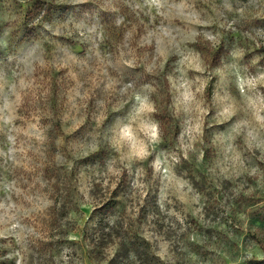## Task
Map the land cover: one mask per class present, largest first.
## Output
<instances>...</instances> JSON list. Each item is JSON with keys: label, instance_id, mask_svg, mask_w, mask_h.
<instances>
[{"label": "clouds", "instance_id": "9594fccd", "mask_svg": "<svg viewBox=\"0 0 264 264\" xmlns=\"http://www.w3.org/2000/svg\"><path fill=\"white\" fill-rule=\"evenodd\" d=\"M246 200L264 0H0V264H264Z\"/></svg>", "mask_w": 264, "mask_h": 264}, {"label": "rangeland", "instance_id": "374dc122", "mask_svg": "<svg viewBox=\"0 0 264 264\" xmlns=\"http://www.w3.org/2000/svg\"><path fill=\"white\" fill-rule=\"evenodd\" d=\"M93 160L102 159V154L100 156L92 158ZM222 199V197H221ZM254 209V212L250 215V226L253 231H249L247 234L234 229L233 224L236 222V213L241 209ZM256 204L252 200H246L242 203H237L233 213L220 220L219 224H216L213 231L217 233L218 243L221 245L222 250H237L240 248H247L250 242H255L258 245V250L264 252V211H255ZM84 213L88 212V209L82 210ZM212 215L215 217L217 215L216 208L211 209ZM232 220L233 223L230 224L228 221ZM224 264H231L230 260H225Z\"/></svg>", "mask_w": 264, "mask_h": 264}, {"label": "trees", "instance_id": "16d2710c", "mask_svg": "<svg viewBox=\"0 0 264 264\" xmlns=\"http://www.w3.org/2000/svg\"><path fill=\"white\" fill-rule=\"evenodd\" d=\"M109 207H111V205H109Z\"/></svg>", "mask_w": 264, "mask_h": 264}]
</instances>
